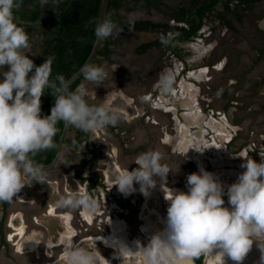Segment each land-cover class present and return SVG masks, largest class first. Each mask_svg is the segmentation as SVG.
<instances>
[{
    "label": "rangeland",
    "instance_id": "374dc122",
    "mask_svg": "<svg viewBox=\"0 0 264 264\" xmlns=\"http://www.w3.org/2000/svg\"><path fill=\"white\" fill-rule=\"evenodd\" d=\"M181 1L183 0H165L166 3ZM119 15L127 20H132L135 17H150L155 21L173 22L161 11L146 10L144 7L135 8L132 12L122 8L119 10ZM234 23L237 30L208 20L197 38L178 46L190 68L185 73L183 61L160 46L151 47L142 53L137 51L140 44L152 40H162L169 33L161 30L121 32L116 35L120 41L115 45L114 52L108 59L100 62V65L106 66L109 73V78L104 81V85L95 89L94 85L83 81L88 86L90 103L107 102L110 106L119 108L126 114V119L118 124V131L122 134V139L125 142L122 147L115 135L106 128L90 133L91 146L99 151V156L87 165L86 174L99 176L102 184L109 188L99 187L90 192L97 201L99 212L105 209V205L103 206L105 200L108 204L106 208L109 209V205L118 204L124 213L127 210L126 204L131 203L132 200L140 204L142 199L139 197L141 194L139 184H136V191L130 194L121 192L118 186L113 185L121 172L137 167L133 162L135 154H130L132 150L142 148L145 152L150 147V149L159 150L163 154L164 162L179 169L178 172H170L166 182L157 177V186L151 191L150 198L146 201V206L150 210H155L159 217L155 218V225L160 231L165 228L169 201L165 199L164 191L171 192V195L173 194L171 189L187 191L186 180L187 176L191 174L184 168L186 165L182 167L181 160L180 164L174 162L175 155L179 157L182 153V150L179 151L176 147L177 143L180 144L181 137L172 133L173 128L169 126L171 121L169 123L166 116L169 118L168 120H172L176 115L191 112L190 110L195 109L197 104V106L203 107V112L201 116L199 114L196 121L188 123L187 119L185 122L176 117L173 119L175 123L182 124L179 132L183 139L181 144L186 142L188 146L191 144L190 149H187L188 146L185 145L184 151L191 153L189 152L187 155L182 153V161L186 156L194 157L197 159V165L218 175L225 185H230L245 170L241 167V164L244 163L243 157H253L258 162L261 160L259 149H264V54H261V51H264V0L256 3L248 12L244 13L242 23H239L238 20ZM35 49L36 47L32 45L31 52ZM116 67L117 69L113 73L112 70ZM163 76H170L172 79L168 91H164L160 86ZM2 78L0 76V79ZM225 106H228V110L236 122L235 125L222 122V111ZM211 113H214L212 121H210ZM180 122L182 123L180 124ZM75 135L73 131L68 133L72 141H76L78 144ZM230 138H233L231 148L236 150L240 147V152L234 153L227 149L226 140ZM76 144L64 147L59 161L46 167L47 172L52 174L54 179L49 183L53 189V195L49 202L54 205L50 209V214L42 215L39 219L49 231L51 240L54 241L57 240L53 236L56 234L57 227L60 231H67L73 226L68 216L61 214L60 217L53 216L57 201L64 196L57 177H65V187L68 190L84 192L83 182L79 186L78 182L73 180L75 176L73 173L79 170L81 161L91 154L84 143L83 145L79 143L78 147ZM202 144H204V148ZM194 145L196 150L204 151L196 153L198 150L193 151ZM123 147L125 148L123 149ZM189 160L191 159L189 158ZM22 190L27 193L26 197H22L26 199L37 200L42 194L41 189L34 185L26 186ZM140 207L144 208L142 204ZM99 212H93L94 217L98 215L95 217L96 221L108 218L110 222H114L113 225L122 223V220L118 221L110 216L106 218ZM13 214L16 215L14 222L18 226V230L23 232V228L25 229L27 226L21 217L22 211L14 210ZM145 215L150 216L149 211L144 209L142 216ZM93 216L91 217L92 222H90L91 227L96 226L97 223L93 221ZM31 230L33 239L39 236V234L35 235V232L38 231L36 228L33 227ZM95 234L96 236L103 234L92 233L95 238L91 240L97 243L99 236L96 237ZM56 235L60 236L59 233ZM18 236L16 235L15 239H18ZM26 236L27 234L18 242L29 240ZM102 243L104 244L103 241ZM23 245H27V243L23 241ZM91 245L95 248H91V250L96 253L101 252L100 249L96 250L100 248L99 246ZM117 245L118 243H115V246ZM120 246L123 247V244ZM222 259L219 254L213 251L211 255L207 253L205 264H210L211 261L221 262ZM63 261L64 259L59 264H62ZM244 262L247 263L245 260ZM108 263L146 264V257L144 252H140L134 257L124 253L123 259L121 257L119 263L114 261L112 263L108 261ZM227 264H233V262L229 260Z\"/></svg>",
    "mask_w": 264,
    "mask_h": 264
},
{
    "label": "clouds",
    "instance_id": "9594fccd",
    "mask_svg": "<svg viewBox=\"0 0 264 264\" xmlns=\"http://www.w3.org/2000/svg\"><path fill=\"white\" fill-rule=\"evenodd\" d=\"M40 2L41 6H47L49 0ZM22 4L23 0H0V76L3 77L0 79V202L7 203L19 198L26 186L47 183V173L35 157L56 147L58 124L95 133L126 119L121 109L107 102L90 103L86 83L81 82L70 90L71 81L64 75L52 79L50 57L41 65L35 64L30 58V54L37 55L31 52L30 35L15 17ZM132 27L130 24L129 31ZM122 31L105 14L96 22L94 35L103 41ZM80 71L83 81L95 89L109 78L106 66L91 62ZM171 84L170 76L161 78L164 91ZM49 91L55 103L50 115H42L41 98ZM259 156V162L253 157H243L241 167L245 170L230 185L201 167L187 176V191L171 189V196L166 193L169 204L165 228L155 233L147 246L137 241L147 264H181L213 251L223 258L220 264L229 260L243 264L254 243L260 251L258 264H264V149H259ZM164 160L159 150L138 154L133 161L137 167L121 172L113 186L130 194L139 184L140 191L149 195L157 186V177L166 182L170 172L179 171ZM57 206L94 212L97 201L88 193H66ZM67 249L66 264H99L94 250L71 242ZM118 251L123 259V254L132 249L125 244Z\"/></svg>",
    "mask_w": 264,
    "mask_h": 264
},
{
    "label": "trees",
    "instance_id": "16d2710c",
    "mask_svg": "<svg viewBox=\"0 0 264 264\" xmlns=\"http://www.w3.org/2000/svg\"><path fill=\"white\" fill-rule=\"evenodd\" d=\"M102 0H49L45 5V13L43 20L36 25L20 24L30 35L31 44L36 47L33 51L37 55H31L36 65H41L46 58L52 59L51 78L55 79L58 74H62L68 79L75 71H77L88 58L96 37L94 28L98 22L99 7ZM263 0H183L180 4L171 6L163 0H110L107 15L123 29V33L129 31L130 24L132 30H161L169 33L162 40H153L141 44L137 51L139 53L147 51L153 46H160L167 51L176 55L185 64L184 73L190 68L187 66L186 58L180 53L179 47L190 41H193L200 35L201 30L207 23L208 19L212 21H220L227 27L237 30L234 21L228 18L227 14L235 16V19L242 23L244 13L248 12L256 3ZM143 5L147 8L152 6L171 15L175 20L174 23L154 22L150 19L134 20L127 22L119 15L118 10L126 7L128 11H132L138 6ZM55 7V9L53 8ZM40 0H23V4L15 13L17 19L34 20L39 16ZM167 43H162V41ZM120 41L118 36L109 37L103 40L94 60L93 64L100 65V62L106 60L114 52L115 45ZM264 54V51H261ZM81 82L83 77L70 85V90H74ZM42 115H50L51 108L55 103V98L50 91L46 92L42 98ZM58 132L55 137L56 147L52 150L39 153L35 157L36 163L46 164L51 162L58 151V141L62 133L64 124L61 122L57 125ZM118 125L115 127H107L111 133L115 135L120 144L124 145V140L118 131ZM75 132L76 141L66 136L64 147L75 145L78 147L81 143L88 149L90 156L82 163L80 177L85 180V167L92 163L98 156L99 151L94 149L92 145V137L90 133H85L69 126V132ZM76 149V148H75ZM241 148L232 151H238ZM90 179L94 183L93 187L99 184V178L91 176ZM206 254L195 258L196 264H204Z\"/></svg>",
    "mask_w": 264,
    "mask_h": 264
},
{
    "label": "flooded vegetation",
    "instance_id": "af4514ba",
    "mask_svg": "<svg viewBox=\"0 0 264 264\" xmlns=\"http://www.w3.org/2000/svg\"><path fill=\"white\" fill-rule=\"evenodd\" d=\"M163 2H165V0H163ZM167 4H169L171 6H175V5L180 4V2H174V3L169 2ZM138 7H144V8H146V10L156 9L158 11H161L154 6H152L150 9L143 6V5H140ZM122 8L126 9V7H121L120 9H122ZM119 10H118V12H119ZM126 11H128V10L126 9ZM132 11H128V12H132ZM161 12L165 14V12H163V11H161ZM166 15L173 21V22H168V23H174L175 22V20L173 19V17H171V15H169V14H166ZM227 16H228V18H231L234 22L236 21L234 15H231L230 13H228ZM122 19H124V18H122ZM145 19H150L154 22H162V21H155L150 17H146V18L145 17L144 18L135 17L132 20H127V19H124V20L127 22H132L134 20H145ZM208 20H211V19H208ZM215 22L219 25L226 26V25L222 24L220 21L216 20ZM135 31L142 32L144 30L134 29L131 31H126L125 33L135 32ZM148 31H154V30H148ZM122 33H123V31H122ZM190 111L191 112H188L186 114H181V115L178 113L179 115H176L175 117L180 121L183 120L182 122H185L187 119L188 123H192L193 121H196V119L199 118V114L201 116V114L203 112V110L197 111L196 109H191ZM222 112H223L222 122H226L229 125H235L236 124L235 120L233 119V117L230 114V111L228 110V106H225L224 111H222ZM175 117H173L172 120H168L169 118L166 116V119L169 123L171 121V124L169 126L171 128H173V130H171V131H173L172 133L173 134L175 133V136H177V137H181L180 144L177 143V146H176L177 150H179V151L182 150V153L184 155H187V153L189 154V152H190V151L189 152L184 151L185 145L187 144V142L182 145L181 144L182 140H183L182 135L179 134V132L181 131L180 127L182 125L181 124L182 122H180L181 125H179L177 122L175 123V121H173V119H175ZM211 117L212 118L214 117V113H211ZM120 136L123 137L122 134H120ZM188 139L190 140V138H188ZM232 139L233 138L226 140L227 149L229 151L231 150V147H232L231 146L232 145L231 144ZM117 141H118V139H117ZM119 144H120V142H119ZM186 146H188V145H186ZM121 147H122V145H121ZM202 147L204 148V144H202ZM124 148L125 147H123V149ZM190 148H191V144L187 147V149H190ZM239 148H237V149H239ZM149 149H150V147H148L147 150H149ZM194 150H196L195 145L193 146V151ZM240 150L233 151V152L238 153V152H240ZM142 152H144V150L142 148H135L134 150H132V152L130 154H135V158H136L138 156V154H140ZM199 152L200 151H197L196 153H199ZM182 153H181V156H183ZM181 156L176 157V155H175V161L174 162H178L177 164H180V160H181L182 167H184V165H186L184 168H186L188 170V172H190V173L197 172L202 167V166L200 167L199 165H197V162H196L197 159L196 158L186 156V157H184V160L182 161ZM189 158L191 160H189ZM186 160H188V161H186ZM83 162H84V160L81 161V165L79 167V170H77L76 172L73 173L75 175L73 177V180H76L78 182L79 186H81V183L83 182L84 185L82 186V188L84 189V192L83 191H77V190H73V191L68 190V188L65 187V182H64L65 177L60 176V177H57V180L60 184L61 191L64 195L66 193H81V192H83V193L89 192L88 194L91 195L90 192H93L94 190L98 189L99 187L109 189L108 187H105L102 184V181L100 180L99 176H94V177L99 178V184L96 187H93L94 183L90 179V177L93 175L86 174L87 166L84 169V175L87 178L85 180L81 179L80 171H81ZM44 170L47 173V183H45V184L34 183L33 184L34 186H37V188L41 189L40 192L42 194H40V197L37 200L22 198V197H26L27 193H26V191L21 190V192L18 194L19 198L15 199L13 201V204L7 203V202H0V264H59V262L62 259H64V261L61 263L66 264V257H67V251H68L67 245L69 244V242L73 243L74 245L78 244L79 246L85 247V248L90 249V250H91V248H93V246L91 244L99 246L100 248L96 249L98 251H99V249L101 250V252L99 251L98 253H96L99 257V264H108V261H110L111 263H112V261H114L115 263L116 262L119 263V261L121 259L120 253L118 251V249L121 248L120 244H123V247L126 244L132 250L137 249L138 252H134L132 254V257L137 256V254L140 252H143L142 249L138 250V248H136V247H138L137 241L141 242L144 246H147V244L150 242L151 236L149 234H147L145 232V230L144 231L140 230L141 227L143 225H145V223L141 224L139 222V220H141V219L145 220V218L147 216L146 215L142 216V212L144 211V208L141 209V207H140V204H142V203L139 204L135 200H132L131 203L129 202L128 204H126L127 210L125 211V213H124V210L118 204H112V205L108 206L109 209L106 208V206L108 205V204H106V202H107L106 200L103 201V206L105 205V209H103V211L101 209L102 212H99L98 208H96L95 211L103 214V216L106 218L110 216L112 218L118 219V221L122 220V223L120 225H118V224L113 225L114 222H112V221L110 222L108 220V218L107 219L102 218V220L99 219V221L101 220L102 223L101 222L98 223L99 221L95 220V217H97L98 215L94 214L95 215V217H94L93 212H90V211L85 210V209H75L74 210L71 208H61V207H58L57 205H55V215H53V216L60 217L59 216L60 214L64 215V216H68L69 220L72 222L73 226H71L70 230L68 229L67 231H60L59 227H57L56 228V234L59 233L60 236L54 234L53 236L56 237L57 240H55V241L51 240V237L49 235V231L46 230V227L44 226V224H42L40 222V219H39L40 216H42V215L50 214L51 213L50 209L54 205V204L49 202V199L53 195V189L51 188V186L49 184L51 180H54L53 175L47 172L46 167H44ZM225 202L227 205V195H225ZM56 208H57V210H56ZM14 210L15 211H22L21 217L23 218V220H25V225L27 226L25 229L23 228V232H22V230L21 231L18 230V226H16V224L14 222V220L16 218V215L13 214ZM92 216H93V221L97 222L96 226H93V227H91V225H90V222H92V220H91ZM112 220H115V219H112ZM87 221L89 224L87 223ZM124 222H125V224L123 225ZM25 225H24V227H25ZM61 226L64 227L63 225H61ZM124 226H125V228H124ZM33 227L38 230L37 232H35V235L39 234V236H36L35 239L32 238L33 237V231L31 229ZM91 229L93 232H96L97 234H101V235L103 234L102 236L97 235L99 237H97L95 234V236L98 238L97 243H94V241L91 240L92 238H95L92 236L93 232L91 231ZM23 233L27 234L26 237H28L29 240L25 239V240H22L21 242H18L19 239L23 238V236L25 235ZM16 235H19L18 239H15ZM106 239H109L112 242V244L111 245L105 244ZM23 241L26 242L27 245H23ZM102 241L104 242V244L102 243ZM115 243H118V245L115 246ZM106 246H111V247L115 246V247L110 248V247H106ZM93 249H95V248H93ZM125 254H127V252H125ZM105 257H107V258H105ZM259 257H260V251L254 243L252 251L248 254V256L245 259V261L247 263L243 262V264H258L259 261L257 259ZM108 258H110V259H108ZM206 258H207V254L205 256V261H206ZM191 261L193 262V264H196L194 259ZM204 264H205V262H204Z\"/></svg>",
    "mask_w": 264,
    "mask_h": 264
},
{
    "label": "water",
    "instance_id": "95a60500",
    "mask_svg": "<svg viewBox=\"0 0 264 264\" xmlns=\"http://www.w3.org/2000/svg\"><path fill=\"white\" fill-rule=\"evenodd\" d=\"M109 2L110 0H102L101 3H100V7H99V14H98V21L99 19L103 18L105 14H107V11H108V6H109ZM44 13H45V6H41V2H40V11H39V16L34 19V20H28V19H17V22L19 24H27V25H36L38 23H40L42 20H43V17H44ZM103 41H99V40H95L94 42V45L92 47V50L88 56V58L86 59V61L84 62V64L77 70L75 71L68 79L71 81V84L73 82H75L76 80H78L82 75H81V68L87 64V63H92L101 44H102ZM70 84V85H71ZM68 130H69V125H65L64 124V127H63V130H62V133L59 137V141H58V151H57V154L55 156V158L49 162V163H46V164H41L43 165V167H49L53 164H55L61 157V154H62V151L64 149V140L68 134Z\"/></svg>",
    "mask_w": 264,
    "mask_h": 264
},
{
    "label": "bare ground",
    "instance_id": "6f19581e",
    "mask_svg": "<svg viewBox=\"0 0 264 264\" xmlns=\"http://www.w3.org/2000/svg\"><path fill=\"white\" fill-rule=\"evenodd\" d=\"M166 193L169 195V196H171V192H167V191H164V194L166 195ZM150 195V194H149ZM149 195H145L144 193H142L141 192V194H139V197L142 199L141 201H140V203H142V206L144 207V209L145 210H148L149 211V215L150 216H148V217H146L145 218V220L143 221V219H141V220H139V222L142 224V223H144L145 222V225H143L142 227H141V231H144L145 230V232L147 233V234H149L151 237L155 234V233H157L158 231H160V229L158 228V226L157 225H155V218H159V217H157V214L155 213L156 211L155 210H153V209H149V207L148 206H146L147 204H146V201L150 198V196ZM156 209V208H155ZM156 215V216H155ZM154 224V225H153ZM123 227V226H122ZM124 228H125V226H124ZM123 229V228H122ZM127 229V228H126ZM124 230V229H123ZM122 230V231H123ZM125 231V230H124ZM105 244H107V245H111L112 244V242L109 240V239H106L105 240ZM136 248H138V247H136ZM134 252H138L137 251V249H135V250H132V251H130V252H127V254L128 255H131L132 256V254L134 253ZM211 253L212 252H209L208 253V255H211ZM109 264V263H108ZM146 264H147V262H146ZM181 264H193V262L191 261V260H189V261H183V262H181ZM210 264H220V261H211L210 262Z\"/></svg>",
    "mask_w": 264,
    "mask_h": 264
},
{
    "label": "crops",
    "instance_id": "0c3cea01",
    "mask_svg": "<svg viewBox=\"0 0 264 264\" xmlns=\"http://www.w3.org/2000/svg\"><path fill=\"white\" fill-rule=\"evenodd\" d=\"M205 68H206V67H205ZM192 103H194V102H192ZM189 105L192 106L193 104H189ZM197 105H198V104H197ZM197 105H196L195 109L197 108V109L199 110L201 107H200V106H197ZM199 107H200V108H199ZM190 109H191V108H190ZM197 109H196V110H197ZM200 110H203V107H202ZM210 119H211L210 121H212V117H210Z\"/></svg>",
    "mask_w": 264,
    "mask_h": 264
}]
</instances>
